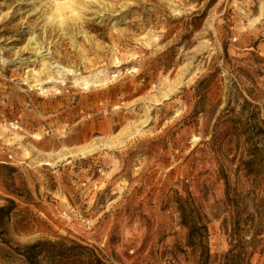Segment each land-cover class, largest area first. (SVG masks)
<instances>
[{
  "label": "rangeland",
  "instance_id": "rangeland-1",
  "mask_svg": "<svg viewBox=\"0 0 264 264\" xmlns=\"http://www.w3.org/2000/svg\"><path fill=\"white\" fill-rule=\"evenodd\" d=\"M2 207L0 264H264V0H0Z\"/></svg>",
  "mask_w": 264,
  "mask_h": 264
},
{
  "label": "trees",
  "instance_id": "trees-1",
  "mask_svg": "<svg viewBox=\"0 0 264 264\" xmlns=\"http://www.w3.org/2000/svg\"><path fill=\"white\" fill-rule=\"evenodd\" d=\"M10 209L8 207H2L0 208V228L2 227L4 218L7 217L8 211ZM180 211L182 212V222L185 226L189 227V243L193 248H196V246H199L198 244L201 243V234L199 231H197V226L195 223H189L187 212L183 207H180ZM199 241V242H197ZM37 248V245L30 246L29 249H31L33 252L31 254L26 253L25 256L28 258L30 264H39L37 261V255L35 252ZM97 263L104 264L100 259L97 258Z\"/></svg>",
  "mask_w": 264,
  "mask_h": 264
},
{
  "label": "bare ground",
  "instance_id": "bare-ground-1",
  "mask_svg": "<svg viewBox=\"0 0 264 264\" xmlns=\"http://www.w3.org/2000/svg\"><path fill=\"white\" fill-rule=\"evenodd\" d=\"M69 9L71 10V7L70 6H66V5L56 6L55 8L52 9L51 14L47 17V20L48 21H56V19H57V24H58V27H59V31L61 33H64L65 32V26H64L65 12L67 10H69ZM32 41H34V40L32 39ZM32 52L35 55H39V51H37V48L36 47H32ZM55 69H61L62 72L68 73V75H71V76L75 75L74 74V71L71 70V69H65V68H61V67H58V66H56ZM48 80L54 81L52 83H55V84H58L59 83L51 75H49ZM90 83H91V81L89 80L88 77H84V78H81V79H76V81H75V84H77V85L82 84V85H85V86H89ZM40 85H42V84L40 83L39 86ZM45 165H52V164L49 163V162H46Z\"/></svg>",
  "mask_w": 264,
  "mask_h": 264
}]
</instances>
